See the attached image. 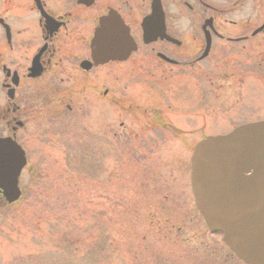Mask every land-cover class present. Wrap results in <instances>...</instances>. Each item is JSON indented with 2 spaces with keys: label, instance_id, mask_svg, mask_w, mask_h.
<instances>
[{
  "label": "flooded vegetation",
  "instance_id": "obj_1",
  "mask_svg": "<svg viewBox=\"0 0 264 264\" xmlns=\"http://www.w3.org/2000/svg\"><path fill=\"white\" fill-rule=\"evenodd\" d=\"M262 34L264 0H0V157L25 159L19 200L27 178L41 181L46 152L63 146L71 159L77 119L89 121L83 139L105 151L110 112L122 129L139 124L142 73L162 92L185 73L199 87V73L225 68L234 49L232 69L250 68ZM163 108L145 117L155 125ZM11 205L0 185V208ZM216 246L213 264H235Z\"/></svg>",
  "mask_w": 264,
  "mask_h": 264
},
{
  "label": "rangeland",
  "instance_id": "obj_2",
  "mask_svg": "<svg viewBox=\"0 0 264 264\" xmlns=\"http://www.w3.org/2000/svg\"><path fill=\"white\" fill-rule=\"evenodd\" d=\"M235 51L225 68L199 73V87L185 73L162 92L142 73L139 124L122 129L110 112L107 151L83 139L89 121L77 119L71 159L63 146L46 152L41 181L27 178L25 197L0 208V264H213L222 235L195 207L191 157L207 137L264 120V34L247 70L232 69ZM154 103L160 126L145 117Z\"/></svg>",
  "mask_w": 264,
  "mask_h": 264
},
{
  "label": "water",
  "instance_id": "obj_3",
  "mask_svg": "<svg viewBox=\"0 0 264 264\" xmlns=\"http://www.w3.org/2000/svg\"><path fill=\"white\" fill-rule=\"evenodd\" d=\"M191 164L195 203L208 228L220 230L245 263L264 264V121L208 137L197 145ZM22 166L23 161L0 163V185L10 202L20 195Z\"/></svg>",
  "mask_w": 264,
  "mask_h": 264
},
{
  "label": "trees",
  "instance_id": "obj_4",
  "mask_svg": "<svg viewBox=\"0 0 264 264\" xmlns=\"http://www.w3.org/2000/svg\"><path fill=\"white\" fill-rule=\"evenodd\" d=\"M238 262L235 260V264H237Z\"/></svg>",
  "mask_w": 264,
  "mask_h": 264
}]
</instances>
